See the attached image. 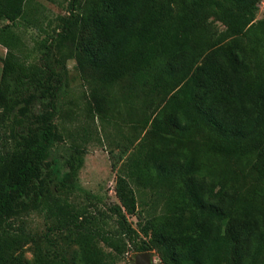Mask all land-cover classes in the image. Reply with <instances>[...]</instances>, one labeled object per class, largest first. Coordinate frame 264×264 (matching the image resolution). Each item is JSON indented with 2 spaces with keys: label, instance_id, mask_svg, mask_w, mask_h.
<instances>
[{
  "label": "trees",
  "instance_id": "obj_1",
  "mask_svg": "<svg viewBox=\"0 0 264 264\" xmlns=\"http://www.w3.org/2000/svg\"><path fill=\"white\" fill-rule=\"evenodd\" d=\"M25 1L0 0V21L37 28ZM261 1L70 0L56 33L73 45L64 58L90 85L93 113L122 118L121 107L137 143L109 210L88 193L74 197L82 143L71 142L56 189L44 184L63 140L53 122L59 76L27 66L19 35L0 29V264H115L129 251L154 252L160 264H264ZM39 97L50 111L30 121ZM132 185L152 191L150 216L138 212Z\"/></svg>",
  "mask_w": 264,
  "mask_h": 264
},
{
  "label": "rangeland",
  "instance_id": "obj_2",
  "mask_svg": "<svg viewBox=\"0 0 264 264\" xmlns=\"http://www.w3.org/2000/svg\"><path fill=\"white\" fill-rule=\"evenodd\" d=\"M25 11L27 18H35L38 27L25 25V18H19L17 25H11L7 20L0 21V29L9 27L21 39L20 58L27 66L41 68L54 72L58 77L51 78L52 87L59 85L56 94V112L53 122L56 130L62 135L52 148L46 165L43 166L42 177L44 184L50 189H56V185L69 172L66 160L70 155L69 146L72 141L84 145L83 166L78 173L76 181L77 191L75 198L92 200L91 205L109 210L118 203L115 196V181L128 165L129 157L135 153L137 143L134 142V133L131 129V121L124 119V112L120 107L119 117L103 119L102 116L93 113L90 100V85L82 79L74 60L65 59L67 49H73V45L61 43L56 39V33L60 27V16L68 15L70 0H26ZM256 20H264V0L258 4L255 16ZM219 30H224L220 23H216ZM51 43V44H50ZM50 52L47 53V47ZM6 50L0 46V60L5 56ZM2 63L0 62V76ZM58 81H61L58 83ZM50 111L48 99L37 98L28 108L27 117L30 121L41 114ZM113 114H116L115 112ZM21 131L20 126L16 128ZM82 136L85 142H82ZM137 200V210L142 218L153 213L152 198L154 195L149 188H137L132 185ZM35 230L44 228L41 216L32 215L28 219ZM128 221L133 228H137L138 219L128 216ZM109 226H112L111 222ZM26 259H31L29 247L24 249ZM132 251L127 252L115 264H131ZM152 264H160L158 257L152 252Z\"/></svg>",
  "mask_w": 264,
  "mask_h": 264
},
{
  "label": "water",
  "instance_id": "obj_3",
  "mask_svg": "<svg viewBox=\"0 0 264 264\" xmlns=\"http://www.w3.org/2000/svg\"><path fill=\"white\" fill-rule=\"evenodd\" d=\"M133 262L134 264H152V254L149 252L135 254Z\"/></svg>",
  "mask_w": 264,
  "mask_h": 264
}]
</instances>
